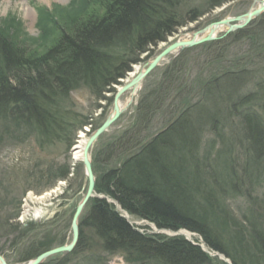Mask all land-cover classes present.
Masks as SVG:
<instances>
[{"label": "trees", "instance_id": "trees-1", "mask_svg": "<svg viewBox=\"0 0 264 264\" xmlns=\"http://www.w3.org/2000/svg\"><path fill=\"white\" fill-rule=\"evenodd\" d=\"M231 1L209 0L206 11ZM179 8V0H86L68 22L53 23L60 33L40 50L0 28V140L4 134H16L20 140L51 144L63 136L72 146L79 129L91 125L94 131L106 114L95 123L60 101L81 86L89 87L97 99L111 101L105 93L115 92L114 86L134 63L144 60L143 54L151 57L152 46L203 14L193 8L184 17ZM236 43L248 49L231 59L228 52ZM198 48V57L187 56ZM202 57L207 66L197 70V62L205 61ZM256 61L264 63V13L225 39L185 49L166 64L161 81L142 94L132 124L108 142L104 134L93 150L97 193L159 229H187L201 239L194 243L184 235L149 233L148 225L141 231L114 203L95 197L85 208L76 248L44 264H108L115 254H123L127 264H228L201 243L224 253L233 264H264L259 198L248 194L251 205L242 222L233 211L229 216L226 203L228 186L238 194L242 189L239 158L233 152L244 148L247 168L260 167L264 160V65L256 68ZM217 62L228 63L217 70ZM210 66L216 68L208 72ZM161 114H169L166 126L153 131ZM234 119L239 139L223 132ZM208 130L213 136L203 149ZM57 169L52 173L55 180L72 173L68 162ZM247 176L251 185L250 173ZM34 224L4 223L6 233L16 234L12 245L24 247L18 262L57 244L49 241L50 233L24 242Z\"/></svg>", "mask_w": 264, "mask_h": 264}, {"label": "rangeland", "instance_id": "rangeland-1", "mask_svg": "<svg viewBox=\"0 0 264 264\" xmlns=\"http://www.w3.org/2000/svg\"><path fill=\"white\" fill-rule=\"evenodd\" d=\"M179 2L180 13L184 17H186V14L193 8L199 9L203 14L197 21L188 22L187 25L180 27L178 32L170 36V38H176L179 34L184 32V28L186 27H189V29L192 27L203 28L213 20L223 19L228 15L235 16L244 13L253 5L252 0H236L225 2L223 5L213 8V10L206 11L209 6V0H179ZM85 3L86 0H0V28L7 33L16 34V36L20 38L19 40L25 42L32 48L40 50L50 45L60 33V31L54 27L53 23L57 21L68 22L69 16L79 12L80 7L82 5L85 6ZM63 15L68 16V18L64 19ZM61 18L62 20H60ZM225 37L222 39H225ZM164 43L167 44L169 41H163L157 46H152V48H154V55L165 46ZM235 45H233L228 52L231 59L240 57L243 55L244 51L248 49V46L246 47L245 45L241 46L237 45V43ZM199 51L198 48L188 53L187 56L191 58L198 57L200 54ZM146 57L147 54L145 53L141 56V60L144 59L143 61H138L132 65V69L127 73L126 77L121 78L120 82L114 86L115 92L107 91L105 93L107 97H112L111 101L97 99L89 87L81 86L71 92V97L60 102L69 107L73 112H76V115L80 118L86 117L88 120H94L96 123L102 114L107 115L112 110L114 96L118 88L124 84V81L134 71L135 66L144 67L149 59ZM175 58L176 57L171 59V61ZM257 62L258 61H256V63ZM166 63L168 62H165L147 76L142 89L134 99V103L124 111L110 131L106 133V137L103 138L105 142H108L115 135L121 133L132 124L142 94L149 93L161 81ZM198 63L199 65L195 66L197 70L204 69L207 66L206 58L205 61L202 59L199 60L197 64ZM227 63L228 62H217V70H219V66H222V64L226 65ZM257 64L256 68H258L259 65L260 67L264 65L263 62ZM212 68L214 69L216 66H210L207 71L209 72ZM197 70L194 71V76H197ZM250 87L251 85L249 88ZM128 93L129 92L122 96V101L128 98ZM168 119L169 114H161L158 116L154 121L153 131H158L165 127ZM232 120L230 121L229 127H223V132L227 137L229 135H234L239 139L240 134L237 131L238 127L234 126V124H238V119H234L236 123H233L235 121ZM88 129H91L90 125H86L83 129H79L76 132L72 146L67 144L63 136L61 140L53 138V143L51 144H41L35 138H30L27 141L24 140V138L20 140V137L14 136L16 134H4L0 140V248L2 249L1 253L6 257L9 263H23L17 260L20 257L21 248L24 247H14V245H12L16 234L12 232L6 233L8 226H4V223L7 220L9 223H20L21 225L35 223L32 225L34 228L29 232L24 242L40 238L43 234L47 236L46 233L51 234L49 241L57 243L56 246H58V243H66L70 239L72 217L77 204L84 195L86 183L83 164L81 161H74L73 152L74 146L78 143L80 135L84 132L86 136H89L86 132ZM209 130L202 141L203 149L207 147L208 136H213L210 132L211 130ZM1 133L3 132L0 131V134ZM243 152V147L233 152L234 157L239 158V163L236 166L238 174L241 176L242 189L240 194H238L232 190L231 186H228L229 196H227L226 200L228 206L227 210L230 213L229 216L231 217V211H233L240 222H242V217L244 212L248 209L247 207L251 205L250 198L248 197L250 192L252 196L254 195L259 198L264 212V160L262 164H260L261 168L257 165L252 168H247L245 162L247 155L244 153V156ZM66 162L72 165V173H70L67 178L55 180L52 173H55V171L58 170L57 168ZM249 164L251 165V163ZM216 169L219 170L217 167ZM249 173L252 181L251 185L248 184V182L250 183V179L247 176ZM242 177H244V183L242 182ZM252 190L254 191L253 193ZM31 195L37 196L38 198L45 195V198L41 201H32L30 200ZM26 204H29L33 208V211H31V214L28 216L23 214ZM36 208H42L44 211L40 218L34 216ZM15 212L18 213V215L10 219L9 217L15 214ZM131 218L134 221V225H137L139 228L148 225L149 228L147 231L149 233H156L155 230L159 229L155 224L149 223L147 220H141L135 217ZM140 229L144 231L143 228ZM85 230L91 237V232L88 229ZM186 231L193 235V238L190 237V239H201L198 233L187 229ZM95 241L96 240H94V242ZM26 244H23V246ZM202 244L204 243H201V245ZM58 257L63 256L58 255ZM108 264H127V261L123 254H115L109 257Z\"/></svg>", "mask_w": 264, "mask_h": 264}, {"label": "water", "instance_id": "water-1", "mask_svg": "<svg viewBox=\"0 0 264 264\" xmlns=\"http://www.w3.org/2000/svg\"><path fill=\"white\" fill-rule=\"evenodd\" d=\"M252 4V7L244 13H240L235 16L228 15L225 16L223 19L213 20L203 28H184V32H191L192 36H189L187 38L176 37L168 39L169 43L165 44V46L160 50V52L156 56H154L145 63L144 67L136 73V75L134 76L135 78L130 80L127 84L125 83L118 88L114 96L112 110L108 113L102 124L90 133L83 150V157L79 160L82 162L84 168V175L86 180L85 193L80 202L77 204L74 215L72 217L70 226V239L66 243L46 250L38 256L22 264H44L47 260L59 254H62L63 256L70 254L76 248L79 242L81 234V217L85 211L88 202L92 198L99 197L108 199L109 202H112L117 206L118 210L121 211V215L123 217H125L132 225L134 224V221L131 219L128 212L121 209L120 204L117 200L111 199L105 194H99L96 191L97 177L93 167V150L96 146L97 141L102 135L110 131L115 122L122 116V114L126 110V107H122L121 105V98L125 93L129 92L133 88H136L138 85L143 84L146 77L153 70H155L158 66L164 64L165 62H169L171 59L178 56L185 49L202 44L206 45L217 39L224 38L226 35L233 33L236 30L246 28L247 25L255 21L256 18L260 17L264 13V0H252ZM140 90L141 88L139 89V91ZM155 232L166 233L171 236H186V233H184L183 230L175 232L171 229H157L155 230ZM187 239L194 242L192 239H190V237H187ZM201 246L204 250L210 252L204 244H202ZM210 254L217 255L229 264H233L232 261L223 253L217 252L214 254L210 252ZM0 264H10L6 257L1 253Z\"/></svg>", "mask_w": 264, "mask_h": 264}, {"label": "bare ground", "instance_id": "bare-ground-1", "mask_svg": "<svg viewBox=\"0 0 264 264\" xmlns=\"http://www.w3.org/2000/svg\"><path fill=\"white\" fill-rule=\"evenodd\" d=\"M58 1H65V0H58ZM189 36H192V33L191 32H182L181 34H179L177 37H189ZM166 43H164L165 45ZM162 45V46H164ZM142 69L140 66H135V69L134 71L130 74V76L124 81V84L128 83L130 80H132L133 78H135L134 76L136 75V73ZM147 78V77H146ZM145 82V81H144ZM144 83L143 84H140L138 85L136 88H133L129 91L128 93V98L125 100V101H122L121 100V105L122 107H126V109H128L133 103H134V99L135 97L138 95L139 93V89L143 87ZM102 124V123H101ZM88 137L89 136H86V134L83 132L80 137H79V140H78V143L74 146V161L75 162H78L82 157H83V150H84V147L86 145V142L88 140ZM48 194V193H47ZM34 195V194H33ZM31 195L30 196V200L32 201H38V200H43L45 198V195L43 196H40L39 198L37 196H33ZM31 211H33V208L29 205V204H26L25 205V212L23 213L25 216H28L29 214H31ZM43 209L42 208H36L35 211H34V216L37 217V218H40L41 215L43 214ZM184 233H186L187 236L193 238V235L186 231V230H183Z\"/></svg>", "mask_w": 264, "mask_h": 264}]
</instances>
